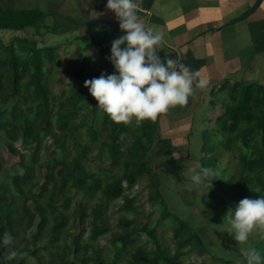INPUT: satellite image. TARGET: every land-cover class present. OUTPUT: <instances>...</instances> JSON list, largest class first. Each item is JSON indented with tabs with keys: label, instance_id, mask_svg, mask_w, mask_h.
<instances>
[{
	"label": "trees",
	"instance_id": "obj_1",
	"mask_svg": "<svg viewBox=\"0 0 264 264\" xmlns=\"http://www.w3.org/2000/svg\"><path fill=\"white\" fill-rule=\"evenodd\" d=\"M46 20L0 0V239L9 233L21 253L8 261L0 246V264H180L192 254L234 264L210 249L159 186L160 115L139 126L116 124L84 87L102 73L118 75L107 59L109 39L123 34ZM219 94L223 112L209 132L218 140L210 161L221 168L212 185L231 192L235 209L243 198L264 196V86L237 82ZM6 152L18 158L10 171ZM145 189L149 211L139 198ZM168 232L171 239H163Z\"/></svg>",
	"mask_w": 264,
	"mask_h": 264
},
{
	"label": "crops",
	"instance_id": "obj_2",
	"mask_svg": "<svg viewBox=\"0 0 264 264\" xmlns=\"http://www.w3.org/2000/svg\"><path fill=\"white\" fill-rule=\"evenodd\" d=\"M256 2L137 0L140 22L165 33L158 52L161 59H178L207 82L206 88L196 90L187 105L170 108L159 118L154 154L162 158L160 170L178 181L184 179L182 160L190 156L196 111L210 88L214 99L223 86L231 88L237 82L264 86V0L252 15L240 19ZM7 5L12 10L40 12L54 22L85 18L119 24L115 14L106 8L107 0H7ZM222 106L216 117L223 112Z\"/></svg>",
	"mask_w": 264,
	"mask_h": 264
},
{
	"label": "clouds",
	"instance_id": "obj_3",
	"mask_svg": "<svg viewBox=\"0 0 264 264\" xmlns=\"http://www.w3.org/2000/svg\"><path fill=\"white\" fill-rule=\"evenodd\" d=\"M138 7L137 0H107L106 8L115 14L124 32L112 41L111 55L107 57L118 75L102 73L84 82V87L98 102L99 111L116 124L129 125L134 120L139 126L145 120L156 121L170 108L187 105L196 90L205 89L207 83L198 71L178 59H161L158 52L165 42V33L141 23ZM189 171L193 184L211 189L217 175L215 169L193 167ZM224 220L229 225L227 232L237 244L247 243L254 232L264 238V196L243 198L234 210H227ZM13 244L14 238L5 232L0 246L8 249V261L21 255ZM240 251L246 264H264V257L255 247Z\"/></svg>",
	"mask_w": 264,
	"mask_h": 264
},
{
	"label": "rangeland",
	"instance_id": "obj_4",
	"mask_svg": "<svg viewBox=\"0 0 264 264\" xmlns=\"http://www.w3.org/2000/svg\"><path fill=\"white\" fill-rule=\"evenodd\" d=\"M46 22L49 24H53L54 20L50 17H46ZM58 24L60 27H76L79 28L78 25L70 24L68 22H62L61 20L57 19ZM34 33V31H33ZM70 34V33H69ZM78 34H87V32H78ZM73 35V34H72ZM115 36H119L118 34H114ZM53 37V38H52ZM61 36H49L48 37V44L53 43L54 40L51 39H65ZM117 39V38H116ZM51 40V41H50ZM115 40V38L109 39ZM109 40H106L108 43ZM50 42V43H49ZM77 45H73L71 50L75 48ZM70 49V48H69ZM162 50V49H161ZM160 50V51H161ZM64 52V51H62ZM57 93H60L61 90H69L70 88H59L54 87ZM222 95H216L213 99L212 96V88L206 94L205 101L203 104L200 105L198 110L196 111L195 120L193 123V133L190 136V156L188 158H184L182 160V167H183V180L178 181L177 178L165 174L164 171H160L159 161L162 159L161 157H155L154 159V167L155 170L158 171L157 179L159 180V186L162 187V191H164L165 197L168 198L167 201L170 204V207L177 211L179 216L184 219H190L193 224H196V230L198 233H201V236L204 237L206 243L210 246L212 251L225 259L228 263L234 264H246V259L241 255V248H251L255 247L257 250L260 251L262 257H264V238L254 232L250 235L249 240L245 244H237L234 240L233 236L227 232L229 225L226 220L223 221L224 216L229 208H232L231 205V196L229 190H225V193H221L218 191L217 187L212 185L211 189H209L206 185L197 186L193 184L190 180L191 172L189 171L191 168L196 167L199 170L200 167H211L216 170L217 177H219V166L214 165L211 163L210 159L213 155V147L211 145V141L216 143L218 140L216 136L209 132L210 129L216 127L215 118L216 114L218 115L220 111V107L224 103V98L221 97ZM212 100V102H211ZM217 101L219 105H214L213 101ZM206 120V121H205ZM204 130V131H203ZM204 137V138H203ZM221 138V136H220ZM212 139V140H211ZM202 144H207L209 146L205 149ZM74 152V150L70 149L68 153ZM7 153V152H6ZM10 161L8 165V170L10 171L13 169V166L17 163L18 158L15 156L9 155ZM178 158V157H176ZM227 158V157H226ZM229 161V158H227ZM226 166V164H225ZM224 166V168H226ZM163 167H161L162 169ZM235 166L231 165L228 174H231L234 171ZM24 176H28V172L25 171ZM92 183V181L90 180ZM146 181H142L138 186L134 189L132 193H136L144 186ZM148 191H142L141 195L139 196L142 202L148 203L147 210H151L152 207L150 206V202L148 201ZM118 204V203H117ZM118 205L114 206L111 210L112 214L117 212ZM234 210V208H232ZM113 216V215H112ZM113 225L116 224L113 220ZM116 227V226H115ZM113 226V228H115ZM166 235V236H165ZM163 237L165 240L171 239V233H166ZM45 239H41L38 243L39 245L44 243ZM101 244H105V240L101 239ZM165 248L170 247V244L165 243ZM43 258H46L43 253H41ZM194 263V264H211L210 258L208 256H198L197 254H192L180 264L185 263Z\"/></svg>",
	"mask_w": 264,
	"mask_h": 264
},
{
	"label": "water",
	"instance_id": "obj_5",
	"mask_svg": "<svg viewBox=\"0 0 264 264\" xmlns=\"http://www.w3.org/2000/svg\"><path fill=\"white\" fill-rule=\"evenodd\" d=\"M263 0H257V2L252 6V8L246 12L244 15L240 17V19H246L250 15H252L260 6ZM70 22L86 28L91 29H99L106 30L112 33L124 34V32L120 29L119 24L110 22L107 20H99V19H85V18H67ZM237 21V20H236Z\"/></svg>",
	"mask_w": 264,
	"mask_h": 264
}]
</instances>
